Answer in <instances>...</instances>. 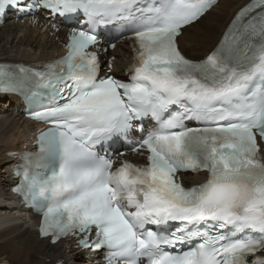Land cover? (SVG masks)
<instances>
[{
    "label": "snow or ice",
    "instance_id": "snow-or-ice-1",
    "mask_svg": "<svg viewBox=\"0 0 264 264\" xmlns=\"http://www.w3.org/2000/svg\"><path fill=\"white\" fill-rule=\"evenodd\" d=\"M213 4L0 0V15L41 9L89 25L71 29L54 62L0 65V93L50 125L13 189L41 214V237L82 234L79 245L105 250V264H264V0L242 8L206 58H186L177 37ZM108 24L133 33L127 82L99 76L96 30ZM145 116L155 126L132 151L146 164L117 166L95 150ZM188 171L206 179L185 186Z\"/></svg>",
    "mask_w": 264,
    "mask_h": 264
},
{
    "label": "bare ground",
    "instance_id": "bare-ground-1",
    "mask_svg": "<svg viewBox=\"0 0 264 264\" xmlns=\"http://www.w3.org/2000/svg\"><path fill=\"white\" fill-rule=\"evenodd\" d=\"M249 0H218L217 4L194 23L185 26L177 37L178 47L191 59L206 55L225 31L234 13ZM38 15L33 22L14 21L12 18L0 24V60L23 61L33 66L54 62L65 56L63 43L68 31L56 18L52 20ZM41 22V23H40ZM46 48H30L32 39ZM201 49L190 53L187 46ZM121 44L111 52L115 60L114 72L129 63L130 53ZM56 53V56L54 55ZM23 100L14 94L0 93V264H92L88 250H78L65 242L49 245L39 239L35 227L37 217L18 207L17 198L8 190L12 183L10 166L15 158L6 152L17 150L26 144L28 132L34 129L30 119L20 111ZM183 178L199 182L200 174H184Z\"/></svg>",
    "mask_w": 264,
    "mask_h": 264
},
{
    "label": "rangeland",
    "instance_id": "rangeland-1",
    "mask_svg": "<svg viewBox=\"0 0 264 264\" xmlns=\"http://www.w3.org/2000/svg\"><path fill=\"white\" fill-rule=\"evenodd\" d=\"M30 48H46V47H43L42 45H39L38 42H36V40L33 38L31 43L29 45ZM187 49L189 50L190 53H198L201 49H197L196 47H194V45H189L187 46ZM1 154V153H0ZM1 156V155H0Z\"/></svg>",
    "mask_w": 264,
    "mask_h": 264
}]
</instances>
